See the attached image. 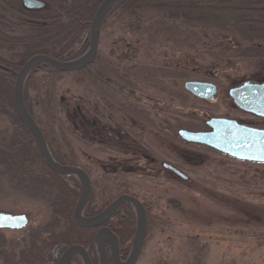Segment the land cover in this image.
I'll return each mask as SVG.
<instances>
[{
    "label": "rangeland",
    "instance_id": "374dc122",
    "mask_svg": "<svg viewBox=\"0 0 264 264\" xmlns=\"http://www.w3.org/2000/svg\"><path fill=\"white\" fill-rule=\"evenodd\" d=\"M131 41L136 42L121 31L110 28L101 33L100 28V60L103 66L118 68L130 79L121 85L126 87L121 89L125 100L129 95L136 101L138 97L148 100L146 110L152 109L154 115L166 120L169 134L179 128L203 129L202 120L207 116H235L225 93L229 81L264 74L261 60L237 61L232 68L220 65L214 69L208 68L212 60L203 55L164 45L134 46ZM212 73L216 75L214 79ZM55 81L53 112L61 126L54 123L53 128L62 152L89 174L91 183L97 182L96 187L120 188L147 208V234L136 264H264V164L235 161L211 149L198 148L202 164L187 173L188 183L139 168L117 171V158L134 164L143 160L141 156L157 159L173 153L175 141L161 142L152 130L140 143L145 145L142 148L131 146L128 139L114 140L102 133L103 128L111 130L116 124L111 119H101L96 90L88 80L69 73L57 75ZM188 81L216 84L219 88L215 103L198 102L184 89ZM34 96L28 91L26 101L34 105V114H40ZM139 103L134 105L136 110L143 108ZM103 115L110 117L108 112ZM154 115L151 120H155ZM13 139L8 118L0 115V147L7 148ZM13 186L0 175V211L25 214L29 224L22 231L0 230V251L8 256H18L31 238L53 220L47 198ZM101 197L105 199L107 194ZM94 205V210L102 205L100 196L94 198ZM58 249L61 248L50 252L46 264H57Z\"/></svg>",
    "mask_w": 264,
    "mask_h": 264
},
{
    "label": "trees",
    "instance_id": "16d2710c",
    "mask_svg": "<svg viewBox=\"0 0 264 264\" xmlns=\"http://www.w3.org/2000/svg\"><path fill=\"white\" fill-rule=\"evenodd\" d=\"M39 1L44 4L43 9L27 10L18 0H0V66L9 70L0 69V115L8 118L14 136L10 146L0 147V175L15 189L47 198L53 220L31 238L18 256L0 251V264H46L50 252L57 247L64 250L79 245L93 250V231L79 228L72 221L80 186L75 178L60 176L43 163L32 136L15 112L12 73L33 56L44 55L62 62L82 56L89 46L91 22L103 0ZM10 28L15 32L10 33ZM110 28L135 39L136 42L131 41L134 46L164 45L208 57L212 60L208 68H232L235 62L243 60L264 61V0H121L104 18L101 33ZM113 71L103 66L98 53L92 65L72 74L88 80L96 91H105L107 82L103 78L113 77ZM65 74L69 75L43 65L35 67L26 78L24 99L54 160L63 166L77 167L62 152L53 128L54 123L61 126L53 112L55 77ZM28 91L35 93L40 114H34V105L26 101ZM96 183H91V196L85 208L88 213L96 214L118 197L129 194L120 188L110 190L97 185L98 190ZM104 194L105 199L101 197ZM96 196H100L102 205L94 210ZM123 213L125 218L118 217ZM115 217L111 228L120 243V257L125 258L134 236L135 213L126 205Z\"/></svg>",
    "mask_w": 264,
    "mask_h": 264
},
{
    "label": "water",
    "instance_id": "95a60500",
    "mask_svg": "<svg viewBox=\"0 0 264 264\" xmlns=\"http://www.w3.org/2000/svg\"><path fill=\"white\" fill-rule=\"evenodd\" d=\"M27 10H41L44 4L39 0H18ZM121 0H103L98 7L91 22L89 31V46L86 52L77 59L71 61H58L48 56L38 55L30 58L18 72H13L15 81L12 91V101L15 112L22 125L32 136L37 151L45 164L52 172L63 176L73 177L80 186V197L72 213V221L75 226L86 229L100 227L122 206L129 205L135 212V231L130 253L125 261L119 258V244L117 237L107 228H100L95 235V249L99 264H108L106 245H110V258L112 264H136L142 252L147 234V216L143 205L132 196L123 195L112 202L99 214L86 218L83 211L91 196V181L87 174L80 168L63 166L52 157L45 138L30 116L24 101V85L29 73L37 66L43 65L60 73H75L92 65L98 55L100 42V28L107 14ZM0 69L9 70L0 66ZM184 89L193 97L203 101H214L217 90L213 84L206 82L188 81ZM235 105L248 113L264 118V84L254 86L244 84L238 89L230 91ZM207 125L210 132L194 133L182 130L181 138L187 142L207 147L223 156L242 162L264 164V131L255 130L238 125L228 120H209ZM165 168L172 170L182 179L187 180L182 173L172 166L164 164ZM29 224L25 214L12 215L0 211V230L22 231ZM57 264H70L73 259H79L82 264H92L86 250L79 245L66 248L62 253L58 249L55 253Z\"/></svg>",
    "mask_w": 264,
    "mask_h": 264
},
{
    "label": "flooded vegetation",
    "instance_id": "af4514ba",
    "mask_svg": "<svg viewBox=\"0 0 264 264\" xmlns=\"http://www.w3.org/2000/svg\"><path fill=\"white\" fill-rule=\"evenodd\" d=\"M131 72H133V71H131ZM137 72H139V71H136V73ZM121 73L122 74H120V72L118 71V68H114L113 77L106 78V79L103 78V81L107 82V85H105V87H104V90L105 89L106 90L103 91L101 89V90L96 91V96H97L96 98H97L98 106H99L97 108H99L100 112L102 113V114L100 113L101 119L103 120L104 118H106L107 121H110V119H111V121L116 124V128H113L111 130H109V129L107 130V129L103 128L102 133H104L108 137H111L114 140L128 139L129 141H131L128 143H132L131 146L137 145L138 147L142 148V147H145V145L140 144V143H142L143 140H145L147 138L148 131L152 130V131H154L153 133H154L156 139L160 140L161 142H168L171 139L174 140L175 141V144H174L175 151L173 153H170L169 155H159L157 157V159L156 158L155 159L154 158L148 159L147 157L141 156L140 158H142L143 160H139V162L138 163L136 162L135 164H134V161L131 162L130 160L129 161H122V160H120V158H122V157H119L116 159L117 171L124 170V169H127L129 171V170H134L135 168L136 169L139 168V169L146 170L147 172H151L153 174H155V173L165 174L166 176H168L171 179H174L176 181H179L182 183H188V182H190V176L187 175V173H189V174L192 173L193 167H196L199 164H202L201 163L202 160L200 159V156L198 154V148H207V147H204V146H201L198 144H194V143H190V142L183 140L181 138V136L179 135L180 131L185 130V131L194 132V133L210 132L211 128L207 125V122L209 120H228V121L235 122L238 125L243 126V127L264 131V118L239 109L235 105L233 98L230 95L231 90L238 89L239 87H241L244 84H250V85H254V86L263 85L264 84V74L260 75V76L248 77V78L239 77V78L231 79L229 81V86H228L227 90L225 91V93H226V96L228 98L229 104H230L233 112H235V114H236L235 116H225V117H208L207 116V117H204V120H202L203 124H204L203 129L179 128V129L175 130L176 132L169 134L167 131V127H166V120H164L163 117H161L158 114L154 115L155 112H153L152 109L146 110V108H147L146 104L149 103L148 100H146V99L144 100V99H141L140 97H138L139 101H136V99L131 97V95H129V97L125 100L126 97L124 96L123 92H121V89H126V87L125 86L121 87V85H123L127 82H130V79H128V77H125V74H123V72H121ZM125 73H126V71H125ZM209 75L211 76V73ZM212 75H213V79H214V77H216V75L214 76V73H212ZM133 76H136V74H134ZM196 82H206V83L213 84L216 87L217 94H218V88L219 87L216 84H214L210 81H196ZM126 86H129V85L126 84ZM108 90H109V92H108ZM217 94H216V96H217ZM195 99H197V98H195ZM197 100H198V102H201V103H209V104L215 103V101H203L200 99H197ZM120 101L127 102L128 104L132 105V108H129V109L125 108V106H123V104H121ZM138 103H139V105L143 104V106H142L143 108L136 110L134 108L135 107L134 105L138 104ZM104 112L105 113L108 112V114H110V117H104V115H103ZM152 113L155 116V118H154L155 120H151L152 119L151 118ZM193 120H199V119L195 118ZM145 125H147L148 127ZM176 134H177L178 138H176V136H175ZM207 149H209V148H207ZM128 151H130V150H128ZM220 155H222V154H220ZM168 156H170V157L168 158ZM133 157L139 158L135 154ZM200 160H201V162H200ZM164 164L172 166L174 169H176L177 171L182 173L185 177H187V180L182 179L180 176H178L172 170L165 168L163 166ZM257 164H262V163H257ZM80 169H82V168H80ZM82 170L85 172L84 169H82ZM91 187H92V184H91ZM140 203H142V205H143L142 201H140ZM124 206H126V204L122 205L120 208H123ZM127 206H129V205H127ZM120 208L118 210H120ZM144 208H145V206H144ZM118 210L113 214V216L110 219H108L100 227L86 228L85 229V230L93 231V240H94L93 250L88 251L87 249H85L83 247L86 250L92 264H99V259L97 257V253H96V249H95V235H96V232L98 231V229H100L102 227L107 228L117 237V234L112 230L111 226L113 225L112 224L113 222H116L115 215L118 212ZM102 211H100V212H102ZM145 211L147 214V208H145ZM100 212H96V214H93L92 212L91 213L86 212V209H84L83 216L86 218H91V217L99 214ZM125 216H126L125 213L118 215V217H120V218H124ZM117 240H118V237H117ZM118 244H119V258L121 261H125L129 254L125 258H121L120 257L119 240H118ZM131 245H132V243H131ZM130 250H131V246H130ZM130 250L128 253H130ZM61 251H62V249H61ZM110 251H111L110 245L107 244L106 245V253H107L108 264H112L111 258H110ZM74 262H77L78 264H82L79 259H73L70 264H73Z\"/></svg>",
    "mask_w": 264,
    "mask_h": 264
},
{
    "label": "bare ground",
    "instance_id": "6f19581e",
    "mask_svg": "<svg viewBox=\"0 0 264 264\" xmlns=\"http://www.w3.org/2000/svg\"><path fill=\"white\" fill-rule=\"evenodd\" d=\"M80 193H81V190H80ZM80 197V196H79ZM61 250V249H60Z\"/></svg>",
    "mask_w": 264,
    "mask_h": 264
}]
</instances>
